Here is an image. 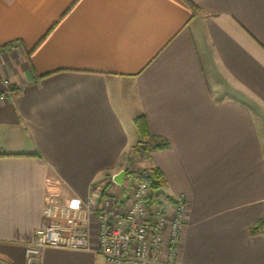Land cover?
<instances>
[{"label":"crops","instance_id":"1","mask_svg":"<svg viewBox=\"0 0 264 264\" xmlns=\"http://www.w3.org/2000/svg\"><path fill=\"white\" fill-rule=\"evenodd\" d=\"M190 1L0 0V264H26L47 195L100 202L135 164L185 201L173 264H264V0ZM140 115L170 144L145 161Z\"/></svg>","mask_w":264,"mask_h":264},{"label":"built area","instance_id":"2","mask_svg":"<svg viewBox=\"0 0 264 264\" xmlns=\"http://www.w3.org/2000/svg\"><path fill=\"white\" fill-rule=\"evenodd\" d=\"M4 99L5 95L0 96ZM152 176L150 170L140 172L130 183L126 199L119 201V208L110 206L104 197L97 202L102 190L96 188L84 204L75 198L47 195L44 216L49 224L36 230L26 250V264H40L46 247L92 251L107 264H160L167 253L173 264L186 205L181 196L153 198ZM90 216L97 226L95 233L88 228Z\"/></svg>","mask_w":264,"mask_h":264},{"label":"trees","instance_id":"3","mask_svg":"<svg viewBox=\"0 0 264 264\" xmlns=\"http://www.w3.org/2000/svg\"><path fill=\"white\" fill-rule=\"evenodd\" d=\"M184 1L186 2V4L188 5V7L190 8V10L192 11L194 15L199 12L198 6H196L193 2H191L190 0H184ZM14 43L15 42H11L9 44L4 45L2 49H6L7 47L12 46ZM134 123H135L140 139L138 143L134 146V148L131 150V159L149 157L150 154L154 151H162L170 147V144L166 139L161 138L159 136H154L150 133L148 123H147L145 116L140 115L136 117L134 119ZM149 170L151 171L153 175L152 176L153 182L151 185L152 197L156 198V200H158L160 196L166 197L162 195H159V196L156 195V192L158 190H164V187H165V181L163 179L161 171L154 167L149 168ZM139 174H140L139 171L134 172V171L126 170V177L129 178L131 182L135 178H137ZM112 184L113 182H109L105 186V189H108V187L111 186ZM120 188L125 189L124 195H126L128 191V187L125 186V184H123V186H121ZM167 199L171 200V198H169L168 196H167ZM262 229H264V220H261L257 222L254 226H252L250 228V234L255 235L261 232Z\"/></svg>","mask_w":264,"mask_h":264},{"label":"rangeland","instance_id":"4","mask_svg":"<svg viewBox=\"0 0 264 264\" xmlns=\"http://www.w3.org/2000/svg\"><path fill=\"white\" fill-rule=\"evenodd\" d=\"M147 158L148 157H143L141 159L143 161H145ZM128 170L134 171V172L135 171L142 172V171H146V170H149V169H144L140 165L135 164V166L131 167ZM130 183H131V180H129V178L126 177L125 178V183H123V184H125V186H127L129 188ZM124 191H125V189L115 186V187H112L111 190L105 189L103 195H104L105 199L109 200L110 206H114L116 208H119L120 207L119 201L126 199V196H127V193H126V195H124ZM162 198L165 199V197H162ZM25 255H26V252H25Z\"/></svg>","mask_w":264,"mask_h":264},{"label":"water","instance_id":"5","mask_svg":"<svg viewBox=\"0 0 264 264\" xmlns=\"http://www.w3.org/2000/svg\"><path fill=\"white\" fill-rule=\"evenodd\" d=\"M125 178H126V172L125 171H120L118 174H116L113 177L112 180L117 186L121 187V186H123ZM156 195L157 196H159V195L166 196V192L164 190H158L156 192Z\"/></svg>","mask_w":264,"mask_h":264}]
</instances>
